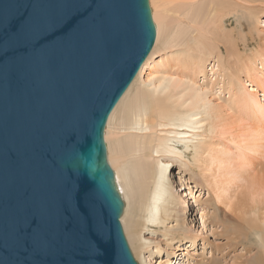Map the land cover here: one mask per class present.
Here are the masks:
<instances>
[{
	"label": "water",
	"instance_id": "1",
	"mask_svg": "<svg viewBox=\"0 0 264 264\" xmlns=\"http://www.w3.org/2000/svg\"><path fill=\"white\" fill-rule=\"evenodd\" d=\"M155 35L149 0H0V264H138L104 127Z\"/></svg>",
	"mask_w": 264,
	"mask_h": 264
},
{
	"label": "bare ground",
	"instance_id": "2",
	"mask_svg": "<svg viewBox=\"0 0 264 264\" xmlns=\"http://www.w3.org/2000/svg\"><path fill=\"white\" fill-rule=\"evenodd\" d=\"M149 1L156 24L157 44L169 25L173 28L170 23L173 18L170 17L177 15L182 25L173 20L181 26L172 32L169 40L177 48L175 53L184 55V61L190 65L185 71L176 74L164 72L156 78L147 72L148 75L142 79L146 66L150 62L152 65L155 63V48L152 49L108 116L104 138L107 159L124 201L119 218L123 233L141 264L150 262L144 259L145 253L150 259L164 254L166 257L174 256L177 251L187 249L188 242L195 244V236L187 227L186 217L190 216L189 223L195 221L196 224L197 207L203 220V223H198L201 229L207 221L221 227L216 234L227 241L225 249L242 246V251L247 254L252 246L258 247L252 259L242 262L264 264V148L260 151L264 146V134L255 129L242 135L239 126L242 123L237 125L244 143L237 160L225 152L210 154V148H207L214 133L225 134L228 127L239 123V113L244 117L252 114L264 118V55L259 48L249 53L237 50L239 43L247 37L242 26L249 25L250 36L262 39L258 15L260 10L264 11V0H202L188 6L177 4L172 7L169 5L174 0ZM231 14L235 15L238 25L234 26V33H229L225 26V20ZM162 41L165 45L164 39ZM221 43L234 48L235 56L227 49L226 56H222ZM230 58L240 65L232 68L235 63L228 62ZM206 65L211 67L208 69ZM214 65L218 68L209 74L218 78L200 81L207 79ZM242 75L248 78L247 81L242 79ZM216 84L219 85L218 93L212 88ZM241 85L244 88H238ZM224 92L230 95H219ZM227 109L233 110L234 117L239 115L231 120V112L228 114ZM234 112L238 114L234 115ZM255 125L252 126L256 128ZM234 137L226 139L232 143ZM251 154L261 158L253 160L249 158ZM231 160L239 163L240 171L233 169L235 164ZM175 168L178 174L189 175L186 183L193 184L195 192L206 188L207 198L194 197L195 205H189L186 188L181 184L175 193ZM194 174L200 177L195 178ZM255 196L260 199V204L255 205L260 218H256L257 222L251 215L255 206L249 203L257 201ZM186 206L193 208L186 212ZM250 215L252 217H248ZM146 234L163 236L167 241L165 247ZM251 234L256 236L255 242L250 241ZM223 256L224 252H221ZM177 257L174 262L169 259L162 264H176ZM220 259L211 258L204 264H218Z\"/></svg>",
	"mask_w": 264,
	"mask_h": 264
},
{
	"label": "rangeland",
	"instance_id": "3",
	"mask_svg": "<svg viewBox=\"0 0 264 264\" xmlns=\"http://www.w3.org/2000/svg\"><path fill=\"white\" fill-rule=\"evenodd\" d=\"M200 1H202V0H184L183 2H182V0H174L169 5V7H172L173 5H175V6H178V5L179 6L180 5L181 6H185L187 4H190L191 5V4H196V3L200 2ZM149 3H150V1H149ZM190 5H189V7H190ZM261 5H263V4H261ZM150 9H151V13H152L151 6H150ZM170 18H173V19H171V22H170L171 25L173 26V28L170 27V25H169V29L168 30H170V28H171V30L169 32L167 30V31H165L162 34V40L164 39V42H165V45L166 46L164 45V43H163L162 40H159L160 41V43L158 42L159 45L157 44L156 39L154 40V43H153V46H152L151 50L155 48V53L153 55V59H154L153 62H155V63H154V65H152L153 63L150 62L149 63L150 65L146 66V68L144 69V72H142V79H144V77H146L148 75L147 72H149L153 78H156V77L160 76L164 72L171 73V74H176V72H178V71H185L186 68H189V65L190 64L187 61H184V58H183L184 55H181V56L177 55L175 53V51H176L177 48L175 46H173L171 40H169L170 39V35L173 34V33H175V31L178 30V27L181 26L182 24L180 23V21H178L179 19L177 18V15H173ZM258 18H259V20H258V22H259L258 27L259 28L258 29L262 30V32H260L262 39L261 40H258V37L256 36V33H254L255 36H256V38L254 36H252V35L250 36V33H249V30H250L249 27L250 26L249 25L242 26V30L247 34V37H246L245 40H243L241 43H239V46L237 48V50L239 52L242 53L243 51H248L247 53H249L250 51H252V49L254 50L255 48H257V49L259 48L262 51L263 55H264V11L263 10H260L259 15H258ZM173 20L178 21L181 25L179 23L177 24V22L176 21H173ZM242 20H246V18H243L242 17ZM153 22H154V20H153ZM236 25H237V22H235V15L234 14L229 15L226 18V20H225V26H226L227 31L229 33L236 32V31L233 30L234 26H236ZM155 28H156V24H155ZM172 29H173V31H172ZM166 34L168 35V37H167ZM156 37H157V34L155 35V38ZM166 38H168L167 40L169 41L170 45H168V42H166V40H165ZM156 44H157L158 47L156 46ZM221 45L222 46H220V51H221V54H223L222 56H226L227 50L231 51L232 56H235L236 51L234 50V48H232L230 45H229L230 46L229 47L227 43L226 44L225 43H221ZM169 46H171V47H169ZM194 53L195 52H191V55H195ZM227 60H228V62H230V61H233L234 62V59L233 58H230V59H227ZM235 64H233V67L232 68H236V66H239L240 65L239 63H235ZM147 67H148V70H147ZM206 67L209 69L211 67V65H206ZM217 68H216L215 65L212 66V69L213 70H210L208 72L207 79L200 80V81H204L205 82L206 80H210V79L213 81V79H215V77H217V76L214 75V74L213 75L212 74H209V73H211V71H215ZM233 71H236V70L234 69ZM242 79H244V80L247 81L248 78L242 75ZM212 88L214 89V91L217 92L218 89H219V85L216 84ZM238 88H244V86L241 85V86H238ZM219 95L220 96H223L224 95V97H228L230 95V93L224 92V93H220ZM260 97H263V96H260ZM214 102H217V99L214 100ZM226 107L227 106H225L224 108H226ZM227 112H228V114L231 112V114H230L231 115V120H234L235 117H237L239 114H240L239 117H241L242 120H241V118L237 117L238 118V121L237 122H239V123L237 124L235 122L236 123L235 126H232V125H234V123H233L231 125L232 128H229L228 127V131L225 130L227 132V134H228V132H230V135L228 134V136H227L226 132H225V134L224 133H219V132L214 133L211 136L210 143L208 141V144L210 145V147H208L209 146L208 145L207 148L208 149L210 148L208 150L210 154H211V152L213 154V152H215V151L217 152L216 154H220V153L225 152V153L230 154V157L236 158L235 160H237L238 159V156H239V152L242 150V148L244 146V143L242 141V135L251 132V130L254 131L255 129L257 131L261 132L262 134H264V118L263 117H259L258 118L257 116H253L252 114L248 115L249 117H252V118H249L248 116L246 117V115L244 117V115L242 116L241 113L238 114L237 112L236 113L234 112L235 113L234 115H237L238 114L237 116L234 117L233 116V110L231 111V109H227ZM253 118H255V120H253ZM257 120H258V122H256ZM106 123H107V121H106ZM240 123H242V124H240ZM253 123H255L256 125L253 124ZM262 124H263V126H262ZM237 125H239L240 128L242 129V135H241V130L238 128L239 126H237ZM252 125H255L257 127L254 128ZM105 127H106V125H105ZM105 127H104V136H105V130H106ZM258 127H260V128H258ZM243 129H245V130H243ZM259 129H262V131L259 130ZM225 135H226L227 138L230 137V140L232 139L231 136L234 137L236 135L234 137L235 140L233 139L232 140V143L235 142V141H237V140H239L240 143L238 142V144H236V143H233L232 144L231 141H229L228 139H226ZM104 142H105V138H104ZM262 144H264V139L262 140ZM235 147H237V148L235 149ZM261 148L263 149L264 146H261L260 147V151H261ZM258 151H259V149H258ZM258 151H256V153H258ZM207 154H208V152L204 153L205 156ZM255 156L257 157L258 155L257 154H251V156L249 158H253V160H254V159H258L260 157L259 156V157L256 158ZM263 159H264V157H263ZM231 162L235 164V167H233L234 170H236V171H240L241 170L240 167L237 166V165H239V163L234 162L233 160H231ZM174 170H176L175 171L176 176H175V179L174 180L176 181L177 184L176 185L175 184L173 185V188H174L173 190L177 189V187H179L180 184L181 185H184L182 187H185L186 188L185 191L187 192L186 195L188 197V203H189V205H190V203H192L193 205H195V203H194V197H199V198H202V199L207 198L208 192H207L206 188H203L201 190V192H199V191L195 192V189L193 187V184H189V183L187 184L186 183L188 181L187 178H188L189 175H186V173L178 174L177 173L178 172L177 168H175ZM194 176H195V178L196 177H200L199 175L197 176L195 174H194ZM177 191H178V189L175 191V193ZM255 199L257 201L254 202V203H252L251 201H249V203H251L253 206H255L257 204H260V199L258 200V197L257 196H255ZM249 206L252 209V206L251 205H249ZM189 208H193V207L192 206H186L185 207V211L188 212L189 211L188 210ZM257 211H258V209H257L256 206L251 211V215L254 217V220L256 222L258 220H260V218L258 219L259 216H257ZM251 215L248 216V217H252ZM200 216H201V210H199L196 207V217H195L196 218V224H195V221L193 223H189L190 216H187L186 217L187 227H188V229L191 230L190 233H192V235L195 236L194 237L195 238L194 239L195 244L192 243L193 241L188 242L186 244V247L188 246L187 249L177 251L175 253L176 255H174V256L173 255H170V256L166 257V255L164 254L163 256H160V257L153 256L150 259L148 253H145L144 254V257L145 258L144 259L146 260V262L150 261L149 264H162L163 262H165V261H167L169 259H173L172 262H174L175 256H177V255H178L177 262L179 261V264H198V263L204 264V263L209 262V260L211 258H221L220 261L218 262V264H245V262H242V260H245L246 261V259H252V257L257 252L256 249H258V247L255 248L254 246H252L251 247V251L248 252L247 254H245L244 251H242V246H236L235 248L225 249V247H226L225 244H226L227 241L222 236L216 234V232H218V231L221 230V227H219L218 225L217 226H213V225L209 224L208 221H207L205 223L203 229H201L202 226H199V224L200 223H203V220L201 221V217ZM260 222H262V221H260ZM122 229H123V227H122ZM240 231L242 232V229ZM125 235L126 234L124 233V236ZM146 237L152 238V241H155L156 243H159L160 242L159 244L162 245L163 247H165V244L167 243V241H165L164 237L161 236L160 234H153V236L152 235L150 236V234H146ZM125 238H126V240L128 242L127 236H125ZM250 241L251 242L252 241L255 242L256 241V236L253 235V234H251L250 235ZM178 243L179 242H173V244H178ZM128 245H129V248H130V250H131V252L133 254V251H132V248H131L129 242H128ZM220 251L221 252H224V256L223 257H221V252ZM242 253H244V257L243 258H242ZM133 256H134V254H133ZM134 259L136 260V262L138 264H141L140 261H139V259H137L135 256H134ZM177 262H176V264H177ZM246 264H248V262Z\"/></svg>",
	"mask_w": 264,
	"mask_h": 264
}]
</instances>
